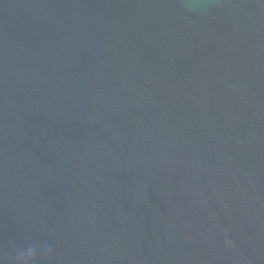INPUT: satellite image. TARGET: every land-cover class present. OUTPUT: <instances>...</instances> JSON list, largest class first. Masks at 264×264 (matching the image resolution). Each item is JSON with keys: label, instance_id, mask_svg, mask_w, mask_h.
<instances>
[{"label": "water", "instance_id": "obj_1", "mask_svg": "<svg viewBox=\"0 0 264 264\" xmlns=\"http://www.w3.org/2000/svg\"><path fill=\"white\" fill-rule=\"evenodd\" d=\"M29 245L264 264V0H0V264Z\"/></svg>", "mask_w": 264, "mask_h": 264}, {"label": "clouds", "instance_id": "obj_2", "mask_svg": "<svg viewBox=\"0 0 264 264\" xmlns=\"http://www.w3.org/2000/svg\"><path fill=\"white\" fill-rule=\"evenodd\" d=\"M42 255L46 258L47 250H45ZM37 256L38 248L29 245L17 251L14 264H36Z\"/></svg>", "mask_w": 264, "mask_h": 264}]
</instances>
